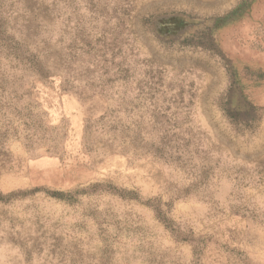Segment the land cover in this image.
<instances>
[{"label": "rangeland", "instance_id": "1", "mask_svg": "<svg viewBox=\"0 0 264 264\" xmlns=\"http://www.w3.org/2000/svg\"><path fill=\"white\" fill-rule=\"evenodd\" d=\"M263 56L264 0H0V264H264Z\"/></svg>", "mask_w": 264, "mask_h": 264}, {"label": "crops", "instance_id": "2", "mask_svg": "<svg viewBox=\"0 0 264 264\" xmlns=\"http://www.w3.org/2000/svg\"><path fill=\"white\" fill-rule=\"evenodd\" d=\"M260 59H262V61L264 62V56H263V58H260ZM251 85H253L252 82H251ZM255 86H257L260 89L264 90V82H256Z\"/></svg>", "mask_w": 264, "mask_h": 264}]
</instances>
